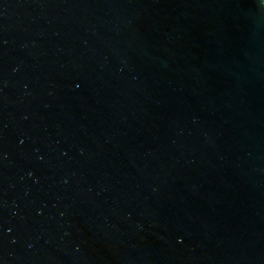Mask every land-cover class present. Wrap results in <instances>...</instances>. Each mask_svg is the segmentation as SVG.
<instances>
[{"label": "water", "instance_id": "water-1", "mask_svg": "<svg viewBox=\"0 0 264 264\" xmlns=\"http://www.w3.org/2000/svg\"><path fill=\"white\" fill-rule=\"evenodd\" d=\"M0 264H264V0H0Z\"/></svg>", "mask_w": 264, "mask_h": 264}]
</instances>
